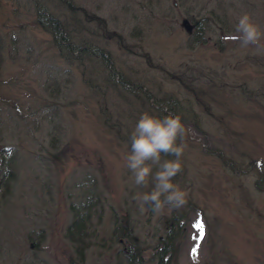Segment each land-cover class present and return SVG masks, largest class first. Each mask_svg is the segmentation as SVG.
<instances>
[{
    "label": "rangeland",
    "instance_id": "obj_1",
    "mask_svg": "<svg viewBox=\"0 0 264 264\" xmlns=\"http://www.w3.org/2000/svg\"><path fill=\"white\" fill-rule=\"evenodd\" d=\"M37 1L58 16V0H0V94L17 105L0 101V145L17 156L0 173V264H123L118 240L144 251L168 218L187 243L203 221L211 264H264V52L232 39L243 13L264 31V0H68L102 20L83 18V44L96 42L116 73L146 88L145 100L109 89L100 58L57 56ZM193 26L204 29V44L190 45ZM157 107L187 129L173 179L187 197L182 207L141 213L133 197L154 184L135 186L124 157L140 115ZM91 180L98 198L87 236L74 244L73 206ZM185 251L181 264H191Z\"/></svg>",
    "mask_w": 264,
    "mask_h": 264
},
{
    "label": "clouds",
    "instance_id": "obj_2",
    "mask_svg": "<svg viewBox=\"0 0 264 264\" xmlns=\"http://www.w3.org/2000/svg\"><path fill=\"white\" fill-rule=\"evenodd\" d=\"M232 39L242 48L252 46L256 52H264V44H261L264 31L248 13L237 18ZM186 134L187 129L179 115L159 118L145 111L137 120L129 138L130 150L124 160L135 186L147 187L150 177L154 184L150 192H137L133 197L141 213L151 210L159 214L165 207L179 208L186 203V191L173 183L174 177L182 171ZM162 154L174 159L162 160ZM153 168L156 169L154 173Z\"/></svg>",
    "mask_w": 264,
    "mask_h": 264
},
{
    "label": "trees",
    "instance_id": "obj_3",
    "mask_svg": "<svg viewBox=\"0 0 264 264\" xmlns=\"http://www.w3.org/2000/svg\"><path fill=\"white\" fill-rule=\"evenodd\" d=\"M57 3L59 4V7H61L58 16H56L53 12H49L50 10H48L47 8L45 9L44 7H42V5L38 3V1L35 3L36 6L34 7L38 25L43 30L51 32L52 38L54 40V42L52 43V48L58 53L57 56L63 58L66 62H73V60H77V58L74 57V53L79 54V56L89 55L90 57L100 58L106 63V66L104 67L107 70L108 76L105 82L109 89H117L119 91L124 88L132 92L134 97L138 100H145L144 97L146 99H151L152 97L147 92L145 87H143L142 85L139 86L136 83H131V80L128 77H125L122 73L115 72L112 62L110 63L106 59V56H108L109 54L99 48V45L96 42L90 41V43H88L84 41L86 43L85 45L83 44V41H81L80 36L82 31L84 30V27H82V23H84L85 20L86 23H101L102 20L95 15L80 10L68 0H58ZM80 15L82 16L81 18ZM60 18L65 22H63ZM203 32V28L201 29L199 27H194L191 35L192 38H189L190 45L204 44L205 39ZM10 41L11 43H13L11 39ZM2 42L3 40L0 36V67L1 50L3 48L1 45ZM92 47L95 49H93ZM141 91L143 92L144 97L141 96ZM123 96H125V99H127L126 95ZM3 99L5 102L7 101V104H10L9 107H17V105L13 103L15 99L11 100V98H6L5 96L0 94V101H2ZM155 110L159 112V114L154 115L156 117L163 118L164 116L168 115V112H165V110L163 111V109H160V107H157V109ZM170 110L172 112V109ZM61 154H63L62 151L58 153V155ZM16 157V150L14 148L0 145V173H2V176H4L5 172H9V169L13 167ZM13 179L15 180L14 176ZM13 179L6 182L5 186H9L11 183H13ZM92 183L93 180H91L89 183L90 187L86 191L82 192V195L79 197L81 198V202L75 205V207L73 206V221L67 229V237L69 240L74 242V244H79V240L83 239L85 235L87 236V234H85V225L86 223H89V213L92 209V205L90 204V202H92L93 200H97L98 198V196L96 195V189L92 186ZM120 227L123 230V234L126 235V225H122ZM117 228L118 230H120L118 226ZM136 248H138V246ZM81 249L83 251V248H81L80 246L78 248H75L76 255L77 257L79 256V258L83 256ZM122 256L123 264H133L135 262L133 258L139 257L138 249H134L127 255L122 252ZM69 264H76V262L74 260H71Z\"/></svg>",
    "mask_w": 264,
    "mask_h": 264
},
{
    "label": "flooded vegetation",
    "instance_id": "obj_4",
    "mask_svg": "<svg viewBox=\"0 0 264 264\" xmlns=\"http://www.w3.org/2000/svg\"><path fill=\"white\" fill-rule=\"evenodd\" d=\"M176 221H178L177 218H173L172 220L168 218L166 221H163L164 228L162 233H158L155 245L147 247L144 251L142 250V247L139 249L136 248L137 246L130 240H123L124 238L119 239L118 243L124 247L121 252H124L127 255L134 249H138L139 257L133 258L135 261L133 264H181L183 261V252L187 249L185 251L186 256L188 255L187 260H189L191 264H211L209 260L211 248H209L210 246L207 244L205 245V235L203 240L200 241L197 254L194 256L192 249L195 247L196 240H194L193 237L196 236L188 237L190 246L188 245L189 243H187L185 235L181 236V240H178L180 234L177 233L176 230L177 228H181V225L177 226ZM179 223L183 224L181 221H179ZM199 236L200 233L198 232L196 239H199ZM205 251L206 253H204ZM199 253L200 257H198Z\"/></svg>",
    "mask_w": 264,
    "mask_h": 264
},
{
    "label": "snow or ice",
    "instance_id": "obj_5",
    "mask_svg": "<svg viewBox=\"0 0 264 264\" xmlns=\"http://www.w3.org/2000/svg\"><path fill=\"white\" fill-rule=\"evenodd\" d=\"M194 227L199 231L200 236L199 239H196V237H193L194 240H196V244L195 247L192 249V253L195 256L197 254V250L199 249L200 246V241L203 240L204 235H205V231H204V224L203 221L198 219L195 224Z\"/></svg>",
    "mask_w": 264,
    "mask_h": 264
},
{
    "label": "water",
    "instance_id": "obj_6",
    "mask_svg": "<svg viewBox=\"0 0 264 264\" xmlns=\"http://www.w3.org/2000/svg\"><path fill=\"white\" fill-rule=\"evenodd\" d=\"M183 25H184L185 29H187L188 31H190V25H189L188 21H184L183 22Z\"/></svg>",
    "mask_w": 264,
    "mask_h": 264
}]
</instances>
